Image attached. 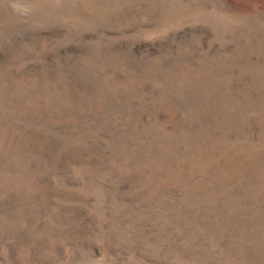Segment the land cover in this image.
Instances as JSON below:
<instances>
[{
	"label": "rangeland",
	"instance_id": "374dc122",
	"mask_svg": "<svg viewBox=\"0 0 264 264\" xmlns=\"http://www.w3.org/2000/svg\"><path fill=\"white\" fill-rule=\"evenodd\" d=\"M0 264H264V0H0Z\"/></svg>",
	"mask_w": 264,
	"mask_h": 264
},
{
	"label": "clouds",
	"instance_id": "9594fccd",
	"mask_svg": "<svg viewBox=\"0 0 264 264\" xmlns=\"http://www.w3.org/2000/svg\"><path fill=\"white\" fill-rule=\"evenodd\" d=\"M14 7H16V6L14 5Z\"/></svg>",
	"mask_w": 264,
	"mask_h": 264
}]
</instances>
